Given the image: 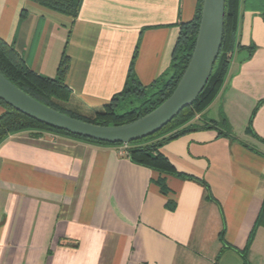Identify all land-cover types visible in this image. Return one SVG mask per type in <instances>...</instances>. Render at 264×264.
Masks as SVG:
<instances>
[{
	"label": "crops",
	"instance_id": "crops-1",
	"mask_svg": "<svg viewBox=\"0 0 264 264\" xmlns=\"http://www.w3.org/2000/svg\"><path fill=\"white\" fill-rule=\"evenodd\" d=\"M196 3L82 0L73 19L31 0H0V39L47 77L64 51L62 103L90 116L130 69L139 87L170 75L180 24ZM235 41L218 93L191 120L222 128L198 127L160 148L207 187L131 161L126 144L37 130L5 138L0 264H264V0H239Z\"/></svg>",
	"mask_w": 264,
	"mask_h": 264
},
{
	"label": "trees",
	"instance_id": "trees-1",
	"mask_svg": "<svg viewBox=\"0 0 264 264\" xmlns=\"http://www.w3.org/2000/svg\"><path fill=\"white\" fill-rule=\"evenodd\" d=\"M31 1L59 11L72 17L73 19L77 16L82 2V0ZM201 4L202 0H197L193 18L180 24L179 35L177 37L170 65V75L166 79L158 81L160 89L151 94L147 99L143 100L136 108L128 111L116 113L113 107L119 96H122L126 92L139 87L131 69L123 89L119 93L115 94L109 102L102 105L99 109L94 110L90 116L69 114L60 108L55 102V100L64 102L68 100L70 96V89L64 82V76L68 67V57L64 51L62 52L57 65L56 76L47 77L30 69L14 49L13 45L0 39V72L13 84L33 98L73 117L102 125H117L130 122L155 108L165 98H167L174 89L190 59L194 47L200 19ZM238 4L239 0H225L222 40L219 53L207 83L202 91L190 105L184 107L158 132L142 139L127 143V156L131 161L150 167L161 173H173L186 176L206 186L205 182L201 179L191 174L176 170L169 160L162 154L160 148L162 147L164 140L173 138L181 133L198 127L209 126L216 127L219 130L222 128V125L220 126L216 121H206L203 119L200 126L195 123H191V120L199 115L211 103L224 81L231 54L237 45L235 37L237 32ZM151 86L152 85L149 87ZM0 105L3 107V112L0 114V143L11 134L26 130H37L52 131L95 143L121 144L101 142L73 135L66 131L41 123L14 109L1 99ZM220 124H222V122ZM221 133L231 136V134L227 131H221ZM159 184L162 190H166V186L162 178L159 179ZM208 197L212 199L209 191ZM242 254L245 257L244 251ZM243 264H248L246 258H244Z\"/></svg>",
	"mask_w": 264,
	"mask_h": 264
},
{
	"label": "water",
	"instance_id": "water-1",
	"mask_svg": "<svg viewBox=\"0 0 264 264\" xmlns=\"http://www.w3.org/2000/svg\"><path fill=\"white\" fill-rule=\"evenodd\" d=\"M225 0H202L190 59L170 95L146 114L126 123L102 125L73 117L33 98L0 72V99L31 118L70 134L107 143L127 144L158 132L190 105L207 83L218 56Z\"/></svg>",
	"mask_w": 264,
	"mask_h": 264
},
{
	"label": "rangeland",
	"instance_id": "rangeland-1",
	"mask_svg": "<svg viewBox=\"0 0 264 264\" xmlns=\"http://www.w3.org/2000/svg\"><path fill=\"white\" fill-rule=\"evenodd\" d=\"M158 89H160L159 85H152L151 87H147V88L138 87L137 89L136 88L132 89L131 91L126 92L124 95L118 97L113 109L116 113H122L130 109L136 108L143 100L147 99L151 94L155 93ZM55 102L65 112L69 114L73 113L72 111H70V109H68L67 106H64L62 101L55 100ZM94 110L89 112L90 115L94 112Z\"/></svg>",
	"mask_w": 264,
	"mask_h": 264
}]
</instances>
